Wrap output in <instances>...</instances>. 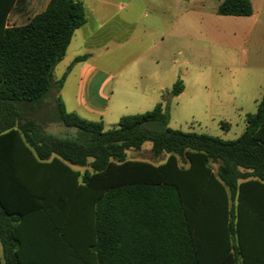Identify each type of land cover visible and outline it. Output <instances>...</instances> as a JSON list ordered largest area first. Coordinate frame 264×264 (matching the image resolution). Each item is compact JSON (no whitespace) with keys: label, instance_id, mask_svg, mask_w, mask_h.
Returning <instances> with one entry per match:
<instances>
[{"label":"trees","instance_id":"obj_1","mask_svg":"<svg viewBox=\"0 0 264 264\" xmlns=\"http://www.w3.org/2000/svg\"><path fill=\"white\" fill-rule=\"evenodd\" d=\"M18 1L0 0V264H255V233L264 235V92L233 139L168 126L163 102L183 90L180 78L152 109L108 129L67 111L57 94L53 120L76 129L58 137L17 103L59 91L86 59L76 55L52 78L85 9L49 0L8 25ZM215 13L247 16L252 6L221 0ZM147 140L163 162L126 159Z\"/></svg>","mask_w":264,"mask_h":264},{"label":"rangeland","instance_id":"obj_2","mask_svg":"<svg viewBox=\"0 0 264 264\" xmlns=\"http://www.w3.org/2000/svg\"><path fill=\"white\" fill-rule=\"evenodd\" d=\"M143 3L135 7L133 16L123 11L125 18L137 21L138 27L135 29L140 33L126 25L114 23L112 18L104 15L106 12L99 17L104 16L103 19H109L110 23L101 32L93 34L92 28L94 30L95 26H85L75 31L63 58L53 67L52 78L55 80L60 77L76 53L95 45L94 63L99 74H107L104 76L108 89L107 98L103 102L104 129L114 126L122 115L152 109L161 101V94L167 91H151L159 83L154 74L169 75L173 70L182 80L185 89L180 96H172L163 102L169 112L168 126L223 139L237 137L244 129L245 114L256 110V104L264 91V33L261 31L255 39V31L250 36L246 33L245 17L235 19L232 16H219V20L212 22V30L204 39H197L198 36L190 38L191 47H172L174 41L171 37L158 44L157 34H151L148 40L139 39L152 15L150 6ZM216 3L217 0H208L206 6L214 7ZM35 4V0H26L23 11H11L8 25L27 22L38 10ZM128 35L132 39L124 42ZM105 36L109 38L105 39ZM164 50L166 52L163 54ZM154 57L158 59L157 64L152 61ZM74 85V76H70L60 92L52 88L39 102L17 103V107L22 113L32 111L31 116L42 120L44 129L49 133L70 138L76 129L53 120L54 97L61 94L66 109H71L70 94ZM143 89H148L147 94L143 93ZM221 115L232 123L227 131L219 120L223 117ZM150 148L151 142L144 141L140 149L126 150V159L154 164L163 162L166 154L154 156ZM180 163L185 165L182 161ZM211 166L215 169L216 164L211 163ZM74 168L82 172L87 167Z\"/></svg>","mask_w":264,"mask_h":264},{"label":"crops","instance_id":"obj_3","mask_svg":"<svg viewBox=\"0 0 264 264\" xmlns=\"http://www.w3.org/2000/svg\"><path fill=\"white\" fill-rule=\"evenodd\" d=\"M48 1L49 0H35V8H38V10L35 11L32 16L42 11ZM79 1L82 2L84 6L86 21L75 31H78L85 26H95L94 30L92 28V33L95 34L97 32H101L102 28L106 24L110 23L109 19H107L108 21L106 19H103L104 16L99 17L100 15H103V12H106L104 13V15L106 14L105 16H107L108 18H112L114 23H117L118 25H126L127 27H130L131 30H134L136 27H138L136 26L137 21L135 22L131 19L125 18L123 11H126L128 15L133 16L135 7L137 5H140L141 3L143 5V2H145L146 5L150 6L152 15L150 20L146 24L147 28H145V30H143L139 35V39L143 38L145 40H148L151 39V34H155V36L157 34L156 42L158 44H161L165 42L167 38L171 37V39L174 41L171 45L172 47H191L190 38H196L198 36L197 39H204L207 34H210L212 30V22L219 20V16H232L236 17L235 19H240L238 18L239 16L235 15L216 14V6L221 0H217V3L214 7L206 6V1L208 0H199L197 3H195L196 0ZM249 1L251 2L252 13L250 15L242 17H245L243 18V21L246 24V33L250 36L255 31L256 39L258 38L261 31L264 33V0ZM25 4L26 0H19L18 4H15L11 11L21 12L23 11ZM107 37L105 36V39ZM135 37L136 39H138V36ZM130 38L131 35L125 36L124 42L130 40ZM101 44H104V42ZM94 46L95 45L86 47L81 53H76L72 57L73 59L76 55L87 54L86 59L76 62L71 66L62 85V87H64L66 80L69 79L70 76H74L75 85L73 86L70 94L71 109H66V103L65 100L61 97V94L60 97L67 111H74L79 116L87 119L102 121L104 113L103 102L106 100L108 94L106 81L104 80V76H106L107 74H99V69L94 63L96 58L94 57ZM102 46L106 47L105 45ZM164 52H166V50L162 51L163 54ZM152 61L154 62V64H157V57H154ZM68 64L66 65V67L68 66ZM65 69L63 71H65ZM154 77L156 81H159V83H157L151 89V91H155L158 93L164 90H169L172 83L177 78H179L177 77V73L173 70H171L169 75L157 73L156 75L154 74ZM184 89L185 87H183V90L176 96H180L183 93ZM147 90L148 89H143L142 91L144 94H147ZM221 116L223 117L219 120L224 124V130L227 131L230 129L232 123L226 121L224 115ZM234 123H236V121H234ZM255 264H264V235L259 233H255Z\"/></svg>","mask_w":264,"mask_h":264}]
</instances>
